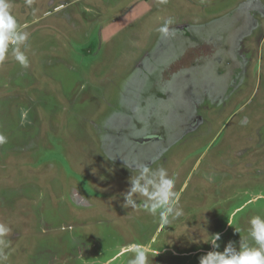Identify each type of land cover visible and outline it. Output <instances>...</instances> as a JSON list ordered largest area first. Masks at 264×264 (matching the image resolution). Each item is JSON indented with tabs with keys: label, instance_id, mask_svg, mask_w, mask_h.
<instances>
[{
	"label": "rangeland",
	"instance_id": "1",
	"mask_svg": "<svg viewBox=\"0 0 264 264\" xmlns=\"http://www.w3.org/2000/svg\"><path fill=\"white\" fill-rule=\"evenodd\" d=\"M9 2L27 39L10 41L0 61V223L10 228L0 264H130L135 244L155 255L150 264H200L212 234L216 251L255 243L250 221L264 218L263 10L253 30L262 32L238 40L250 51L236 52L235 74L203 80L175 72L200 49L157 65L152 41L169 21L231 36L243 13L258 17L251 0ZM141 164L174 180L183 214L168 225L143 196L124 207Z\"/></svg>",
	"mask_w": 264,
	"mask_h": 264
},
{
	"label": "clouds",
	"instance_id": "2",
	"mask_svg": "<svg viewBox=\"0 0 264 264\" xmlns=\"http://www.w3.org/2000/svg\"><path fill=\"white\" fill-rule=\"evenodd\" d=\"M27 2L31 4L32 0ZM161 2L166 3L167 0ZM11 7L9 0H0V61L4 60L10 41L20 44L27 39V33L18 32L17 21L10 11ZM161 32L167 34L168 29L162 28ZM15 58L22 66H28L26 56L19 50L16 51ZM5 142L6 137L0 134V144ZM126 166L130 167L128 164ZM137 171L138 175L129 178V189L123 194L124 207L135 208L137 200L134 197L143 196L146 198L148 211L156 214L160 210L159 217L165 225L169 224V218L182 216L183 210L175 206L178 198L174 192V180L168 176L167 170L163 167L152 169L147 164H141ZM250 223L252 228L249 235L255 242L253 245L240 241L237 248L234 243L229 242L222 252L216 251L215 249L219 248L220 234H212L211 238L204 242L210 243L213 250L200 258V264H264V218L254 217ZM9 232L10 228L0 223V246H8L6 237ZM128 250L135 254L130 264H150V257L155 256L143 244L132 245Z\"/></svg>",
	"mask_w": 264,
	"mask_h": 264
},
{
	"label": "flooded vegetation",
	"instance_id": "3",
	"mask_svg": "<svg viewBox=\"0 0 264 264\" xmlns=\"http://www.w3.org/2000/svg\"><path fill=\"white\" fill-rule=\"evenodd\" d=\"M255 1L259 2L258 0H251L253 3H251V12L258 15V17L255 18L256 20L248 18L246 14L243 13V16L237 18L238 22L235 23V28L231 36L224 32L216 33L208 31L205 29V26H202L201 23L199 24L197 22L193 23L184 21V23L188 24V26L185 27H183L184 23L179 24L178 22H167V34H160V37L157 40L156 37L151 44L154 49V55L158 60L157 65H160L165 61V66L171 62L175 64L176 62L183 61V57L187 50L200 49L199 51L202 52L200 56L201 58L194 55L193 59L190 60L188 68L175 71L177 77H185L186 75L195 77V73L200 76V72L202 73L203 80L214 77L219 78L225 73H228L227 78L234 75L236 67L241 61V57L237 56L236 52L239 51L242 46L250 51L249 43L238 42V40L243 38L246 39L247 36L251 37L255 35L256 32H262L259 30L253 32L255 26L261 23L259 17L262 15V10L264 11V5L261 2L259 5L255 4ZM169 14L170 13L168 12L167 16ZM233 36H235L234 40L237 41V43H233ZM167 37H169L170 40L173 38L169 44L164 42ZM174 42H176V44H174ZM251 55H247L246 60L251 61ZM238 58H240V61H237L239 60ZM143 62L148 63V58H145ZM228 92H230V89H228ZM184 94L190 95L191 93L185 91ZM144 138H142L141 141H145Z\"/></svg>",
	"mask_w": 264,
	"mask_h": 264
}]
</instances>
